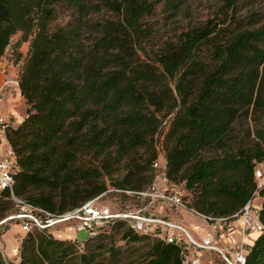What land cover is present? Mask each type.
Masks as SVG:
<instances>
[{
	"label": "trees",
	"instance_id": "obj_1",
	"mask_svg": "<svg viewBox=\"0 0 264 264\" xmlns=\"http://www.w3.org/2000/svg\"><path fill=\"white\" fill-rule=\"evenodd\" d=\"M184 2L165 0L163 12L174 16ZM216 2L214 18L153 52L149 19L160 0H0V62L14 36L18 45L28 42L16 60L26 117L5 134L16 163L13 194L59 215L108 186L146 190L161 148V171L188 208L213 218L237 213L264 164V127L251 145L227 149L234 121L264 110V0ZM58 5L71 10V20L50 31ZM210 150L221 153L204 157ZM120 166L124 175L113 178ZM110 197L123 211L141 204L135 195ZM10 205L2 192L0 216ZM258 217L263 230L244 264H264V200ZM107 227L123 228L130 242L149 240L137 264H183L174 244L124 220ZM105 228L86 240L101 238ZM53 237L46 230L25 234L20 264H62L73 246ZM97 257L82 254L73 264ZM0 264H8L1 252Z\"/></svg>",
	"mask_w": 264,
	"mask_h": 264
},
{
	"label": "built area",
	"instance_id": "obj_2",
	"mask_svg": "<svg viewBox=\"0 0 264 264\" xmlns=\"http://www.w3.org/2000/svg\"><path fill=\"white\" fill-rule=\"evenodd\" d=\"M7 83L12 91L19 89L17 74ZM10 126H14L13 123L0 114V136L5 137ZM152 168L156 171L155 179L146 190L139 192L122 191L108 186L103 193L84 202L79 207L54 215L21 200L13 194V174L16 163L14 154L9 148L5 156L0 158V194L8 192L14 209L12 213L0 219V230L3 231L7 224H17L20 232L25 235L32 230L50 231L52 228H58L59 225L63 224L64 227L71 225L72 227L69 228H72L76 235L82 232L86 234L87 238H90L110 223L116 220H124L127 226L137 233L151 235L174 244L180 251L183 264H201L198 250L208 252L211 259L214 256L223 264H244L246 256L244 237L249 234H259L263 230L258 217L261 206L254 201L256 199L259 201L261 198L259 189L264 186V171L255 169L257 189L252 198L237 213L230 217L213 218L197 213L186 206L182 201L179 188L168 182L161 171L163 165L160 157L153 162ZM119 193L135 195L141 203L140 206L130 211H123L112 205L108 208L101 204L104 199L112 194ZM160 204L190 212L207 222L211 230L200 241L192 240L181 228L159 218L154 209ZM235 219L242 220L241 239L231 246L221 243L220 234L224 231L232 234L234 231L232 222ZM211 261L215 263L214 258Z\"/></svg>",
	"mask_w": 264,
	"mask_h": 264
},
{
	"label": "rangeland",
	"instance_id": "obj_3",
	"mask_svg": "<svg viewBox=\"0 0 264 264\" xmlns=\"http://www.w3.org/2000/svg\"><path fill=\"white\" fill-rule=\"evenodd\" d=\"M164 2L165 0H160V3H157L155 7V15L149 19L152 29V41L147 46V50L149 51H157L165 42L170 40L174 41L175 37L180 32L198 26L201 23L214 18L219 7L216 0H185L180 10L174 16H170L169 13L163 12ZM244 12L245 10H242L240 13ZM262 12L264 13V10H262ZM70 20L71 10L64 5H58L56 6L55 16L49 23V30L54 31L55 29L66 25ZM19 39V34L12 38L10 48L3 57L12 63L16 70H18V66L20 65V62L16 61L17 54L21 52L22 57L24 58L28 51V42H20L18 45ZM17 45L19 46L18 48H16ZM262 127H264V110H250L248 115H241L231 126L227 139V149L234 152L241 146L246 147L251 145L255 141V131ZM220 153L219 150H210L205 152L203 156H214L219 155ZM162 156L163 152L161 148H159L158 157L161 159ZM257 169L264 171V164L258 165ZM123 175L124 171L122 170V166H120L119 171L113 175V178H119ZM261 200L263 201L264 197H262ZM113 202L114 199L108 197L104 199L101 204L109 208L110 205L114 206ZM13 209V206L10 205L9 208L2 213L0 219L12 213ZM62 227H64L63 224L59 225L58 228H53L48 231L54 236V239L64 241L73 246L72 255L67 257L62 264L77 263L80 255L89 253L98 255L97 259L92 264H137L143 259L144 254L148 250L149 240L130 242L122 239L123 228L107 227L103 230L104 235L101 238L87 241L86 234L82 232L77 235L72 234V232H67L70 234V239L56 238ZM65 227L72 226L69 225ZM61 234L62 233L59 235ZM16 237H18V240L15 239L12 241L14 244L15 255H13L11 259L7 256L3 257L8 264H20L21 262L20 251L25 235L20 232ZM214 262L215 264H223L216 257H214Z\"/></svg>",
	"mask_w": 264,
	"mask_h": 264
},
{
	"label": "crops",
	"instance_id": "obj_4",
	"mask_svg": "<svg viewBox=\"0 0 264 264\" xmlns=\"http://www.w3.org/2000/svg\"><path fill=\"white\" fill-rule=\"evenodd\" d=\"M16 74L17 70L13 66V64L10 63L7 59L3 58L0 62V114H2L6 120L11 121L14 126H17L26 117V105L19 89H14L12 91L7 83L11 79H13ZM9 148L10 145L7 142L6 138L4 136H0V158H3L5 156L6 151ZM160 161L161 164L164 165L165 160L163 156ZM261 199L262 197L259 201L258 199H256L254 203H259V206H261ZM154 212L159 216V218L163 219L164 221L181 228V230H183L189 238L196 242L200 241L202 237L211 230L207 222H204L188 211H180L174 208H170L165 204H160L156 206ZM232 225L234 230L232 234H228L226 231L220 234V238H222L221 243L227 244L229 246L233 245L235 242H238L242 237L240 233L242 220L235 219L232 222ZM59 232H61L62 234L60 236H57L56 238L60 239H70V234H68L67 232H72V234H75L73 229L69 227H62ZM19 233L20 228L17 224H7L3 228V231L0 230V252L2 253L3 257L7 256L9 259H11V257L15 255L14 244L12 241L16 239V235ZM252 235L253 234H249L244 237L246 246L245 250H247V247L250 246L251 241H253V238L251 237ZM197 252L200 256L201 264H215L211 261L213 260L214 256H212L211 259L209 253L206 251L198 250Z\"/></svg>",
	"mask_w": 264,
	"mask_h": 264
},
{
	"label": "bare ground",
	"instance_id": "obj_5",
	"mask_svg": "<svg viewBox=\"0 0 264 264\" xmlns=\"http://www.w3.org/2000/svg\"><path fill=\"white\" fill-rule=\"evenodd\" d=\"M61 232H58V235L57 236H60L59 234H60ZM252 238H253V240L257 237V234H253L252 236H251ZM250 244H252V241H251V243Z\"/></svg>",
	"mask_w": 264,
	"mask_h": 264
}]
</instances>
